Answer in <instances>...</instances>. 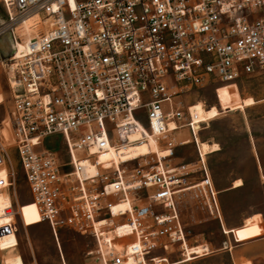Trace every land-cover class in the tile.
<instances>
[{
	"label": "built area",
	"instance_id": "built-area-1",
	"mask_svg": "<svg viewBox=\"0 0 264 264\" xmlns=\"http://www.w3.org/2000/svg\"><path fill=\"white\" fill-rule=\"evenodd\" d=\"M0 4V39L8 36L15 49L0 63L11 103L0 120V206L8 219L0 237L17 235L20 218L8 138L55 241L64 229L94 241L87 264H169L174 244L184 257L180 201L192 190L203 188L204 206L223 226L201 155L196 184L165 160L186 145L177 143L181 129H190L198 148L191 107L178 101L183 94L264 71V0ZM54 138L61 149L52 151ZM152 138L167 156L137 153ZM201 248L211 253L208 244Z\"/></svg>",
	"mask_w": 264,
	"mask_h": 264
},
{
	"label": "rangeland",
	"instance_id": "rangeland-1",
	"mask_svg": "<svg viewBox=\"0 0 264 264\" xmlns=\"http://www.w3.org/2000/svg\"><path fill=\"white\" fill-rule=\"evenodd\" d=\"M4 18L6 13L0 4V21ZM14 52L8 36L0 39V63L5 65ZM233 90L238 101L234 105H224L223 93ZM8 92L6 74L0 66L1 121L7 118L11 108ZM250 100L254 103L246 105ZM178 101L186 108L202 102L205 111L211 108L219 111L215 120L194 124L198 148L190 129H181L176 135L177 143L185 141L186 145L178 147L175 159L165 160V163L190 172L188 183L196 184L202 180L195 172L200 168V164L197 165L200 155L203 157L219 194L223 226L204 206L203 188L184 193L180 210L187 231L189 255L182 257L184 248L174 244L168 252L169 264H264V71L233 84L215 83L197 88L183 94ZM4 133L8 138L9 134ZM203 144L215 150L204 154ZM47 147L52 151L61 149V138H54ZM7 148L17 182L13 203L20 218L17 220L18 234H13L16 248L1 250L0 247V264L15 255L21 257L23 264H63L61 256L65 264H87L86 254L93 250L94 241L64 229L58 235L61 252L51 228L36 219V210L9 138ZM248 219H252V225L246 223ZM7 221L0 206V225ZM201 244H208L211 253L197 259L202 252ZM158 254L164 255L163 252Z\"/></svg>",
	"mask_w": 264,
	"mask_h": 264
},
{
	"label": "bare ground",
	"instance_id": "bare-ground-1",
	"mask_svg": "<svg viewBox=\"0 0 264 264\" xmlns=\"http://www.w3.org/2000/svg\"><path fill=\"white\" fill-rule=\"evenodd\" d=\"M29 24L30 23L27 22L24 25V29L25 30H27L29 28ZM253 103H254V100H250V101H248L246 103V105H252ZM241 107H244V106H240V108ZM191 114L193 116L194 124H198V123H204V122L215 120L216 117L219 116V111H218L217 108H211V109L205 111L203 103L200 102V103L196 104L194 107L191 108ZM214 148L215 147H213V146L210 147L207 144H203L202 145V152L204 154H208L209 152H211V149H214ZM149 152L157 153L160 156H162V158H163V156H167L168 155L164 151L163 152L159 151V147H158V145L156 143V140L153 139V138L150 140L149 145L148 144L147 145L144 144V145L138 147V149H137V153H139L140 155H145V154H148ZM110 156L102 157V161H107ZM126 207L127 206H121V207H118V208H123L124 209ZM34 210H36V219H37V221L41 222L40 216H39V211L36 209L35 205H34ZM246 223H248V225H252L253 224L252 223V219H248L246 221ZM58 241H59V239H58ZM58 241L56 242L57 245H58ZM16 244H17V242H16L15 236L13 234H6V235H2V237H0L1 250L14 249V248H16ZM188 250L189 249L187 248L185 256L189 255ZM15 256L7 257L8 259L6 258L7 260H5V264H23L21 257L19 255H17L16 257ZM190 259H191V257L188 258V260H190Z\"/></svg>",
	"mask_w": 264,
	"mask_h": 264
},
{
	"label": "water",
	"instance_id": "water-1",
	"mask_svg": "<svg viewBox=\"0 0 264 264\" xmlns=\"http://www.w3.org/2000/svg\"><path fill=\"white\" fill-rule=\"evenodd\" d=\"M223 103L224 105H234L238 101L237 97L235 96L234 90L231 92L223 93Z\"/></svg>",
	"mask_w": 264,
	"mask_h": 264
},
{
	"label": "crops",
	"instance_id": "crops-1",
	"mask_svg": "<svg viewBox=\"0 0 264 264\" xmlns=\"http://www.w3.org/2000/svg\"><path fill=\"white\" fill-rule=\"evenodd\" d=\"M59 245V248H60V250H61V252H62V247H61V245H60V243L58 244ZM203 245H205V244H201V246H199V248H201ZM210 248V247H209ZM63 253V252H62ZM63 255V254H62ZM204 256H207V255H201V256H197L198 258L197 259H200L201 257H204ZM63 257V256H62ZM64 259V258H63ZM183 261H184V259H183ZM182 261V262H183ZM23 263H24V261H23ZM62 263L63 264H65L64 263V260L62 261Z\"/></svg>",
	"mask_w": 264,
	"mask_h": 264
}]
</instances>
